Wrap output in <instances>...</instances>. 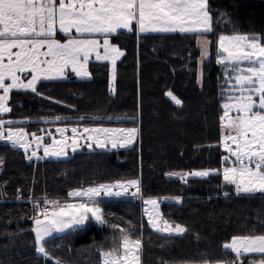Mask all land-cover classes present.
Segmentation results:
<instances>
[{
  "label": "trees",
  "instance_id": "obj_1",
  "mask_svg": "<svg viewBox=\"0 0 264 264\" xmlns=\"http://www.w3.org/2000/svg\"><path fill=\"white\" fill-rule=\"evenodd\" d=\"M209 3L214 20L220 19L219 13H227L232 21L214 24L217 34H264V0ZM196 38L182 34L138 37L122 32L114 38L125 52L117 65L114 94L109 66L102 62L89 64L91 80L43 81L38 85L43 96L13 92L14 110L5 118L31 120L25 125L29 132H39L46 125L42 119L59 115L70 117L74 123L69 125L138 127L141 134L139 143L129 149H84L60 160L29 161L21 149L0 143V157L5 161L0 168V193H4L0 195V264H53L35 252L33 222L28 220L32 199L47 196L67 201V193L74 188L117 180L139 179L144 199H164L160 207L164 218L186 226L187 234L154 232L143 216L140 199H102L100 207L108 225L89 222L84 230L54 236L46 244L52 256L63 264H101L99 250L111 248L114 239L119 243V231L109 226L117 224L142 238L143 264H201L205 259H230L234 254L226 253L222 244L232 235L253 225L264 231L260 228L264 198L235 196L231 187L223 186L222 177L190 178L185 188L167 175L224 166L219 117L225 80L215 63L213 46L201 85ZM208 38L215 40V36ZM169 90L183 101L181 106L166 95ZM80 116L101 119L77 121ZM18 190L22 193L19 199ZM224 190L233 194L222 198L219 195ZM177 196L183 197L182 204L175 203Z\"/></svg>",
  "mask_w": 264,
  "mask_h": 264
},
{
  "label": "snow or ice",
  "instance_id": "obj_2",
  "mask_svg": "<svg viewBox=\"0 0 264 264\" xmlns=\"http://www.w3.org/2000/svg\"><path fill=\"white\" fill-rule=\"evenodd\" d=\"M219 16L214 20L209 0H0V142L22 149L29 161L67 159L70 152L74 154L83 146L92 151L130 148L140 138L138 127H81L78 122L69 127L72 119L57 115L40 122L63 124L54 130L59 139L49 128L29 132L25 125L31 120L5 118L14 110L12 94L43 96L38 91L42 81H63L72 75L81 81L91 80L89 64L93 60L110 65V91L114 94L117 61L125 55L114 43L121 30L138 37L150 33L194 35L200 52L201 85L203 67L213 55V46L215 63L225 70L227 87H221L224 103L219 117V146L226 153L222 156L224 166L167 175L185 184L190 178L222 177L223 186L231 187L235 196L264 198V34H217L214 24L232 23L227 13ZM209 36H215V40ZM166 95L177 106L183 104L172 91ZM97 119L101 118L80 116L77 121ZM46 137L50 143H45ZM41 151L43 156L38 155ZM4 163L0 157V168ZM232 194L223 192L225 198ZM21 196L18 190L17 198ZM67 196L79 202L62 203L47 196L31 200L35 252L53 264H63L46 248L54 234L84 230L89 222L108 225L100 207L104 197L142 200L147 223L158 234L183 236L188 232L186 226L164 218L159 198L144 199L139 179L74 188ZM174 200L183 203L181 196ZM109 226L119 231V243L114 239L111 248L99 250L101 264H143L142 238L117 224ZM260 228L264 229V223ZM222 248L234 255L225 260L205 259L201 264H264V231H257L253 225L242 234L232 235Z\"/></svg>",
  "mask_w": 264,
  "mask_h": 264
},
{
  "label": "crops",
  "instance_id": "obj_3",
  "mask_svg": "<svg viewBox=\"0 0 264 264\" xmlns=\"http://www.w3.org/2000/svg\"><path fill=\"white\" fill-rule=\"evenodd\" d=\"M121 32H126V31H124V30H121ZM148 35H156V33H150V34H147V35H143V36H148ZM123 57V56H122ZM121 57V58H122ZM121 61V59L117 62V64L119 63ZM102 63H105V62H102ZM71 77H73L74 79H76V80H80L79 78H77V77H75L74 75H72ZM43 82V81H42ZM109 82H110V84H112V82L109 80ZM27 120H29V119H27ZM64 125H57V124H50V126H49V124H46V125H44V127H42L41 129H43V128H49V129H52L53 130V134L54 135H56V138L57 139H59L60 137H59V134L58 133H55V128L56 127H63ZM69 127H71V126H75V125H68ZM84 126H87V125H81V127H84ZM87 127H98V126H87ZM99 127H101V126H99ZM111 128H132V127H111ZM37 133H39V132H37ZM68 135H71V133L69 132L68 133ZM0 143H3V142H0ZM45 143H50V140L46 137L45 138ZM139 143V139H138V141L134 144V145H132L130 148H132V147H134L136 144H138ZM84 149H88L86 146H83V147H81L77 152H81V151H83ZM120 149H129V148H120ZM22 150V149H21ZM89 150V149H88ZM114 150H119V149H113V150H110V151H114ZM23 151V150H22ZM90 151H92V150H90ZM94 151H109V150H101V149H95ZM76 152V153H77ZM73 153H69V156L70 155H72ZM38 155H40V156H43V152L41 151V152H39L38 153ZM68 156V157H69ZM45 159H55V158H51V157H48V158H45ZM62 159H64V158H62ZM33 160H36V159H33ZM43 160V159H42ZM38 161V160H37ZM113 198H118V197H108V198H105V199H113Z\"/></svg>",
  "mask_w": 264,
  "mask_h": 264
},
{
  "label": "rangeland",
  "instance_id": "obj_4",
  "mask_svg": "<svg viewBox=\"0 0 264 264\" xmlns=\"http://www.w3.org/2000/svg\"><path fill=\"white\" fill-rule=\"evenodd\" d=\"M173 34H181V33H169V34H160V33H156V35H173ZM182 35H185V34H182ZM196 40H197V38H196ZM195 46L197 47V49H198V46H197V43L195 44ZM194 52L192 51V53H189V54H191V56H190V58L188 59V61L190 62L191 61V57H193V54ZM198 53H199V58H200V52L198 51ZM137 54H140V53H137ZM199 58L197 59V67H198V69H200V65H199V63H198V61H199ZM120 59H122V58H120ZM119 59V60H120ZM118 60V61H119ZM117 61V62H118ZM187 61V60H186ZM91 62H97V61H95V60H93V61H91ZM90 62V63H91ZM108 66H109V80L111 81V71H110V65L109 64H107ZM118 65V64H117ZM217 66H219V67H221L220 65H218L217 64ZM221 69H222V72H223V79H224V69L221 67ZM112 82V81H111ZM224 87H227V85L226 84H224ZM224 103V102H223ZM222 103V104H223ZM49 126H50V124H49ZM137 128V127H136ZM221 149L223 150V148L221 147ZM104 198H108V197H104ZM161 201V203H160V207H161V204H162V202L164 201V199H162V200H160ZM62 203H75V202H79L78 201V199L77 200H74V199H69V200H67V201H61ZM144 208H145V205H143V216H144V218H145V220L147 221V216L144 214ZM33 227H34V223H33ZM150 227V226H149ZM153 230V229H152ZM154 231V230H153ZM155 232V231H154ZM33 234H34V236H35V233L33 232ZM57 235H61V234H54V236H57ZM164 235H166V234H164ZM175 236V235H174ZM49 239H51V238H49Z\"/></svg>",
  "mask_w": 264,
  "mask_h": 264
},
{
  "label": "built area",
  "instance_id": "obj_5",
  "mask_svg": "<svg viewBox=\"0 0 264 264\" xmlns=\"http://www.w3.org/2000/svg\"><path fill=\"white\" fill-rule=\"evenodd\" d=\"M175 181L179 182L180 184H182V185H184V186H187V185H188V183L185 184L183 181L179 180L178 178H176ZM223 192H225V191H222V192L220 193V197H224V196H223ZM34 215H35V213H33V214L28 218V220H32L31 217L34 216Z\"/></svg>",
  "mask_w": 264,
  "mask_h": 264
}]
</instances>
